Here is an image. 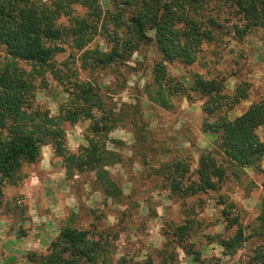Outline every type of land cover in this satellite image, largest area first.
Here are the masks:
<instances>
[{
    "label": "trees",
    "instance_id": "obj_1",
    "mask_svg": "<svg viewBox=\"0 0 264 264\" xmlns=\"http://www.w3.org/2000/svg\"><path fill=\"white\" fill-rule=\"evenodd\" d=\"M112 5L104 9L100 0H0V45L5 49L0 60V197L5 186L23 180V166L36 162L42 147L49 145L62 158L66 175L92 171L102 192L120 199L121 187L108 170L120 159L106 143L125 114L115 113L93 81L98 71L127 65L134 52L149 44L154 45L158 59L144 86L148 98L171 109L173 97L190 99L192 92L197 93L203 99L202 132L216 140V151H202L194 170L184 159L166 166L164 184L170 193L185 199L218 190L226 163L256 168L264 188V168L260 167L264 139L258 134L264 127V97L230 117L238 104L249 99L250 83L241 81L228 92L223 78L195 72L186 83V75L178 77L168 69L174 62L183 67L195 64L203 46L216 43L220 32H228L225 29H233L236 40L255 30L264 32V0H112ZM97 36H103L106 49L88 47ZM66 46L81 52L79 67L67 62L57 65L56 56ZM80 69L87 72L84 78ZM47 72L68 94L56 115L36 102V80L46 86ZM83 120L89 121L86 144L69 151L63 124ZM222 213L227 226L236 224L237 229L216 242L224 254L232 255L246 236L237 217H230L226 209ZM257 220L253 235L261 243L251 258L264 264V202ZM191 228L186 223L173 232L182 243ZM185 246L196 264H204L199 251L190 243ZM108 247L103 237L94 238L89 229L67 221L46 252L31 251L27 258L31 264H109Z\"/></svg>",
    "mask_w": 264,
    "mask_h": 264
},
{
    "label": "rangeland",
    "instance_id": "obj_2",
    "mask_svg": "<svg viewBox=\"0 0 264 264\" xmlns=\"http://www.w3.org/2000/svg\"><path fill=\"white\" fill-rule=\"evenodd\" d=\"M104 9L112 8V0H100ZM220 32L216 43L205 44L195 64L183 67L174 62L170 73L185 76L193 73L225 79L231 92L241 81L250 83V96L229 114H240L252 101L264 97V32L255 30L244 40H236L234 31ZM91 48H107L103 36L90 43ZM80 51L66 46L56 56L63 67H79ZM5 49L0 45V60ZM158 59L153 44L134 52L126 64L97 72L93 81L104 101L115 113H124L120 124L108 134L107 147L119 155V162L108 166L111 178L121 187L119 200L106 196L96 181L95 173L84 171L66 175L62 158L49 145L43 146L40 158L22 168L23 180L2 189L0 205V264H31V251L46 252L49 242L67 221L89 229L94 238L109 243V264H196L186 253L189 243L200 252L204 264H256L252 255L260 237L253 235L257 217L264 202L262 174L251 167L226 163V175L216 191L179 198L164 184V169L177 159L197 167L199 154L215 150V137L202 132L203 99L191 93L190 99L173 97L174 106L164 109L153 103L144 86ZM27 67V66H26ZM80 77L86 71L79 70ZM37 79L36 102L56 115L68 94L46 73ZM120 114V113H119ZM89 121L65 122L66 145L76 152L86 144L84 138ZM264 139V127L258 129ZM264 168V158L260 163ZM193 177V175H192ZM234 206L230 208L228 205ZM237 217L246 240L232 254H224L217 237L230 235L237 225L227 226L222 210ZM189 223L192 228L179 242L175 227ZM100 264V263H98Z\"/></svg>",
    "mask_w": 264,
    "mask_h": 264
}]
</instances>
